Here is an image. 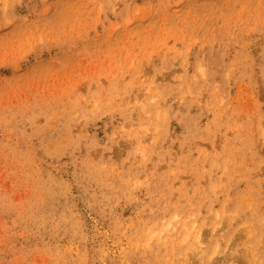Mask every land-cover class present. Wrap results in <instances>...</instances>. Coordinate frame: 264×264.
<instances>
[{
    "label": "rangeland",
    "instance_id": "rangeland-1",
    "mask_svg": "<svg viewBox=\"0 0 264 264\" xmlns=\"http://www.w3.org/2000/svg\"><path fill=\"white\" fill-rule=\"evenodd\" d=\"M0 264H264V0H0Z\"/></svg>",
    "mask_w": 264,
    "mask_h": 264
},
{
    "label": "bare ground",
    "instance_id": "bare-ground-1",
    "mask_svg": "<svg viewBox=\"0 0 264 264\" xmlns=\"http://www.w3.org/2000/svg\"><path fill=\"white\" fill-rule=\"evenodd\" d=\"M199 242V241H198Z\"/></svg>",
    "mask_w": 264,
    "mask_h": 264
}]
</instances>
